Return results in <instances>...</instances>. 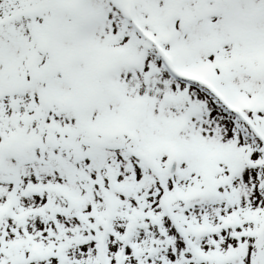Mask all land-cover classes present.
<instances>
[{
    "label": "snow or ice",
    "instance_id": "1",
    "mask_svg": "<svg viewBox=\"0 0 264 264\" xmlns=\"http://www.w3.org/2000/svg\"><path fill=\"white\" fill-rule=\"evenodd\" d=\"M0 264H264V0H0Z\"/></svg>",
    "mask_w": 264,
    "mask_h": 264
}]
</instances>
